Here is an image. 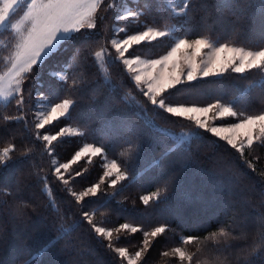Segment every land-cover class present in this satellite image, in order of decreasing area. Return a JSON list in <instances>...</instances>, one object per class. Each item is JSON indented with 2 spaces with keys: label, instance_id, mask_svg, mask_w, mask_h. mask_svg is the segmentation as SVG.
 Wrapping results in <instances>:
<instances>
[{
  "label": "snow or ice",
  "instance_id": "snow-or-ice-1",
  "mask_svg": "<svg viewBox=\"0 0 264 264\" xmlns=\"http://www.w3.org/2000/svg\"><path fill=\"white\" fill-rule=\"evenodd\" d=\"M214 7L220 13L217 22L227 26L228 31L215 33L206 23L199 27L190 26L196 13L208 11L206 0H155V3L152 0H0V35L8 40L5 43L0 39L2 51L7 53L2 57L6 71L0 74V126L4 129L0 133V172L11 169L17 162L32 160L37 148H41L42 154L51 158L55 180L63 185L62 190L76 204L97 198L102 200L100 208L110 209L112 201L123 205L128 199L123 196L127 188L141 177H150L155 171L156 187L138 199L145 209L159 208L168 205L169 188L175 183V173H169L174 163L170 159L172 153L186 155L193 141H203L204 133L225 142L256 172L253 159L249 157L257 148L264 147V103L259 108L251 109L245 101L253 89H264V79L238 88L231 98L220 94L205 103L169 102L174 91H189L203 84L219 85L221 79L228 75L235 74L243 79L254 71L264 75V0L247 4H242L240 0H217ZM153 9L163 13L159 23L152 16ZM109 12L113 20L110 26L106 15ZM247 18H251L260 30L255 44L241 41L236 31L240 21ZM121 21L124 23L120 24ZM105 29L110 35H105ZM164 42L168 47L163 54H137L142 46ZM93 43L97 47L80 60L81 50ZM69 45L75 47L68 62L60 65L58 70L49 72V76L63 86L64 96L56 100L53 97L59 96V93L54 90L46 93L36 88L37 84L40 88L44 87L37 79L36 69ZM89 58L110 91L115 89L110 66L121 65L136 90L157 114L163 112L187 121L193 125V130L175 133L160 127L148 115V109L136 102L139 111L135 114L142 121L143 128L170 139L171 145L158 157L147 159L144 167L132 174L128 161L108 158L103 137L125 132L127 135L122 142L127 147L118 153V157L139 160L144 133L127 118L105 120V110L112 109L111 101H106L105 109L96 117L105 120L101 142L84 143L70 159L60 162L55 154L56 147L65 138L84 136L85 131L71 126L60 127L55 132L49 129L62 119L71 118L79 103L76 95L87 91L85 73ZM28 81H32V85L26 88ZM131 99L135 101V97ZM124 102L132 107L127 99ZM10 109H14V114H9ZM21 125L28 133L25 139L30 143L22 140L18 144L15 136L5 139L10 128ZM95 158H100L99 167L102 169L97 181L81 191L69 187L71 181L84 175L88 166L95 164ZM81 162L83 166L80 170H74L73 166ZM29 174H35L38 182H42L48 207L58 213L59 207L48 176H39L38 172ZM260 175L264 178V172ZM18 191L16 181L0 185V197L12 198V203L0 198V205H9L14 218H23L25 209L30 205L18 197ZM184 195L186 199L191 198L189 193ZM117 197L123 198L117 200ZM261 206L264 207V204ZM100 215L105 213L101 212ZM96 216L97 211L85 210L80 213V219L71 224L61 222L56 239L45 245L37 255L47 253L59 240L70 236L86 222L97 242L113 254L116 264H148V255L153 247L167 239L168 233L175 231L166 216H161L155 224L147 227L142 222L127 220L115 227H104L96 222ZM204 227L207 228V225ZM217 227L218 230H210L203 238L196 234L179 235L178 246L162 249L153 264H172L173 259L179 264H196L200 259L215 260L213 253H223L226 249L211 241L225 236L224 229L229 233L238 232L249 245L245 264H253L254 260L264 258V212L257 214L251 227L248 215L241 219L237 214L230 218L226 215V219ZM136 234H140L141 239L132 246L134 250L121 245L122 240H130ZM235 243L231 245L232 248Z\"/></svg>",
  "mask_w": 264,
  "mask_h": 264
},
{
  "label": "trees",
  "instance_id": "trees-1",
  "mask_svg": "<svg viewBox=\"0 0 264 264\" xmlns=\"http://www.w3.org/2000/svg\"><path fill=\"white\" fill-rule=\"evenodd\" d=\"M209 5L208 11H200L195 14L194 20L190 26L199 27L202 24L210 25L215 33L228 31L227 26L218 23L220 13L214 7L217 0H206ZM242 4L252 3L254 0H240ZM155 3V0H152ZM131 6V4H130ZM107 24L113 23L112 13L106 14ZM227 16V12H225ZM152 16L159 23L163 13L153 9ZM123 24L124 22H119ZM241 41H247L250 44L256 43V38L260 35V30L251 18L243 19L237 26ZM105 35H110L105 29ZM0 39L8 42L6 36L0 35ZM74 45H69L66 50H62L46 61V63L36 69L37 79L44 85L43 88L36 85L40 91L48 93L54 90L59 96L53 97L58 100L63 98V86L55 79L49 76L50 71L58 70L59 66L68 62L69 57L73 55ZM97 47L96 44L82 49L79 59L83 60L89 52ZM167 42L161 44L145 45L137 51V54L159 55L167 50ZM3 45H0V73L6 69L2 62V57L7 55L2 51ZM89 67L85 73L88 89L83 94H77L76 99L79 103L72 112L71 118L62 119L56 125L49 129L50 132L58 131L60 127L71 126L79 127L85 131L82 137H68L56 147V155L60 162H65L74 154L84 143H100L102 139L101 129L105 120H115L116 118H127V120L140 129L144 135L142 138L143 151L139 160H129L128 157H118V153L125 147L122 141L127 135L121 131L113 134L111 137H103V143L107 146L108 158H118L120 162L128 161L132 168V174L142 169L147 159L159 154L171 145V141L162 135H158L143 128L142 121L135 114L139 111L136 102L143 104L148 109V115L155 119L160 127L166 128L172 132L193 130V125L187 121L170 117L163 112L156 113V110L147 102L135 88L129 79L123 66H110L111 80L115 89L110 91L105 86L101 73L98 68L92 64L91 59L87 60ZM259 72L247 74V79L239 78L235 74L225 76L221 79L219 85L203 84L199 88L189 91L173 92L169 97L170 103H205L210 102L216 96L223 94L225 98H231L236 90L242 89L248 84L259 83L264 79ZM32 85L28 81L25 87ZM135 97V101L131 98ZM127 99L129 104L124 100ZM35 97H33V102ZM106 101H111V111L105 110V120L96 119L97 114L105 109ZM264 103V89L255 88L248 95L245 104L251 108H259ZM9 114H14V109L9 110ZM3 126H0V133H3ZM9 135L5 139L15 136L19 144L22 140L30 143L25 138L28 133L23 126L12 127L8 130ZM203 141H193L191 150L186 155L179 152L172 153L170 159L174 161L169 168V173H175V183L169 188V203L167 206L161 205L159 208H148L139 202L138 197L146 192L154 190L156 187L153 171L150 177H141L137 183L131 185L123 193L128 197L123 205H118L112 201L110 209L100 208L102 200L91 198L76 204L74 199L63 189V185L55 180L51 170V158L42 154V149L37 148L32 160L17 162L7 171L0 172V185L16 181L18 182V197L28 203L30 206L25 209L23 218H14L9 205H0V264H116L113 260V254L109 253L96 240L90 226L84 222L70 236L59 240L52 246L47 253L42 256L37 255L40 250L51 240L58 236V227L63 222L65 225L71 224L80 219L82 211H97L95 220L104 227H115L119 223L142 222L146 227L155 224L161 216H166L171 223L174 232L168 233L167 239L161 240L156 244L148 255V264L158 258L159 252L165 247L178 246L179 235L196 234L203 238L210 230H218V225L227 217L233 214L239 215L241 219L245 215L249 216V224L258 213L264 212V178L260 173L264 172V147H259L249 157L257 168L253 172L239 157L235 150L229 148L225 142L217 141V138L204 133ZM38 143V142H37ZM2 146V145H0ZM258 157V159H254ZM100 158H95V164L88 166V171L75 180L71 181L69 187L75 191H81L91 183L97 181L102 174L99 167ZM37 167L33 168L32 166ZM80 165H75L74 170H80ZM43 169V171H39ZM182 169V171H181ZM39 173V176L47 175L49 184L56 197V203L59 212H53L48 207L47 197L42 192L43 184L38 182V177L29 173ZM127 183V182H125ZM185 193L190 194V199L185 198ZM9 200L10 197H0ZM123 197H117V200ZM136 203L133 204L132 201ZM104 212L105 215H100ZM63 218V220H62ZM207 225V228L204 227ZM237 233V232H234ZM141 239L140 234H136L130 240H122L121 245H127L132 248ZM71 241V243H69ZM244 241L236 242L234 249L244 247ZM134 250V248H132ZM172 264H179L173 259ZM253 264H264V258L256 259Z\"/></svg>",
  "mask_w": 264,
  "mask_h": 264
},
{
  "label": "clouds",
  "instance_id": "clouds-1",
  "mask_svg": "<svg viewBox=\"0 0 264 264\" xmlns=\"http://www.w3.org/2000/svg\"><path fill=\"white\" fill-rule=\"evenodd\" d=\"M225 236L218 238L217 240L211 241L214 245L222 246L226 249L223 253H213L216 258L215 260L208 261L205 259H200L196 261V264H245L248 259L249 245L244 247L234 249L231 245L234 242L243 241L241 235L237 233H229L227 229H224ZM199 251V249H197ZM195 255V253H194Z\"/></svg>",
  "mask_w": 264,
  "mask_h": 264
},
{
  "label": "rangeland",
  "instance_id": "rangeland-1",
  "mask_svg": "<svg viewBox=\"0 0 264 264\" xmlns=\"http://www.w3.org/2000/svg\"><path fill=\"white\" fill-rule=\"evenodd\" d=\"M4 71H6V69H5ZM4 71H3V72H4ZM3 72H1L0 74H3ZM263 77H264V76H263ZM190 131H191V130H190Z\"/></svg>",
  "mask_w": 264,
  "mask_h": 264
}]
</instances>
